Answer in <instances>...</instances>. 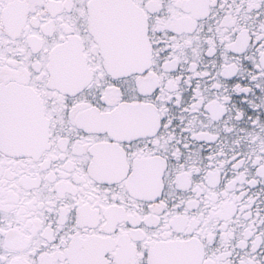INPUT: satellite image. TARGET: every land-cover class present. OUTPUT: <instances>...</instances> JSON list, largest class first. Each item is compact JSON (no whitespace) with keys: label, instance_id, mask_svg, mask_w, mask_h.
Returning <instances> with one entry per match:
<instances>
[{"label":"snow or ice","instance_id":"1","mask_svg":"<svg viewBox=\"0 0 264 264\" xmlns=\"http://www.w3.org/2000/svg\"><path fill=\"white\" fill-rule=\"evenodd\" d=\"M0 264H264V0H0Z\"/></svg>","mask_w":264,"mask_h":264}]
</instances>
